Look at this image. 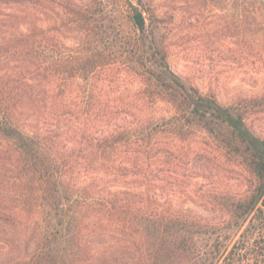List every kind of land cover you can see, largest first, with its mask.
I'll use <instances>...</instances> for the list:
<instances>
[{"label":"trees","instance_id":"1","mask_svg":"<svg viewBox=\"0 0 264 264\" xmlns=\"http://www.w3.org/2000/svg\"><path fill=\"white\" fill-rule=\"evenodd\" d=\"M35 3L0 0V264H264V133L249 122L264 114V83L223 100L170 63L173 39L196 34L264 71V0H57L52 35ZM132 11L147 13L143 29ZM110 67L140 79L141 104L98 130ZM68 116L91 129L72 146ZM199 133L252 178L244 195L219 196L218 220L160 208L154 187L130 178L158 177L179 157L167 140ZM24 230L35 247L9 249Z\"/></svg>","mask_w":264,"mask_h":264},{"label":"rangeland","instance_id":"2","mask_svg":"<svg viewBox=\"0 0 264 264\" xmlns=\"http://www.w3.org/2000/svg\"><path fill=\"white\" fill-rule=\"evenodd\" d=\"M56 2L57 0H36L32 12L36 19L42 20L50 35L54 34L60 25H55L54 20L58 19V23H61L64 14ZM135 13L130 12L134 22ZM143 14L144 17L147 15L146 12ZM19 15L18 19L24 16V13ZM116 18L117 14L114 11V20ZM185 26L189 28L191 25L187 23ZM66 34L69 38L68 44H73L76 34L69 31ZM236 56L238 55H231L223 49L203 43L199 35L180 34L173 39L170 63L173 69L189 76L204 90H207L209 85L220 86V98L227 100L240 89L253 88L264 83V71L243 65L244 61ZM102 74L105 82L101 95L102 105L94 128L98 130L106 127L108 123L115 124L125 118L132 119L139 114L138 107L141 104L138 94L141 82L137 76L118 67L106 68ZM155 108L158 114H167L170 111V106L166 104L159 103ZM77 120L69 116L65 119L67 132L65 136L71 146L91 130L89 119L82 117ZM249 122L256 130L264 133V114L252 117ZM73 129L77 132L75 133ZM167 143L177 145L178 159L172 160L171 163H163L158 177H148V182L138 176L130 178L141 183L146 189L148 184L150 188L154 187L161 196L160 208L170 206L181 208L214 220L227 217L219 196L224 193L244 195L251 186L252 178L249 173L237 162L224 156L203 133L182 143L173 140H167ZM149 168L152 169L151 164ZM6 238L9 249L23 247L26 242L29 250L35 247V239L30 230L27 232L24 230L21 235L19 231L18 234L12 231ZM86 264L117 263L112 259L100 257Z\"/></svg>","mask_w":264,"mask_h":264},{"label":"water","instance_id":"3","mask_svg":"<svg viewBox=\"0 0 264 264\" xmlns=\"http://www.w3.org/2000/svg\"><path fill=\"white\" fill-rule=\"evenodd\" d=\"M133 18L140 29H143L145 27L146 22L143 12L135 13Z\"/></svg>","mask_w":264,"mask_h":264}]
</instances>
